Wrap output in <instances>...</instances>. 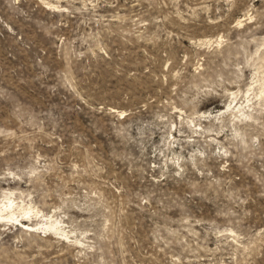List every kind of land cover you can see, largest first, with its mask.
<instances>
[{
  "label": "rangeland",
  "instance_id": "rangeland-1",
  "mask_svg": "<svg viewBox=\"0 0 264 264\" xmlns=\"http://www.w3.org/2000/svg\"><path fill=\"white\" fill-rule=\"evenodd\" d=\"M0 209V264H264V0H0Z\"/></svg>",
  "mask_w": 264,
  "mask_h": 264
},
{
  "label": "bare ground",
  "instance_id": "bare-ground-1",
  "mask_svg": "<svg viewBox=\"0 0 264 264\" xmlns=\"http://www.w3.org/2000/svg\"><path fill=\"white\" fill-rule=\"evenodd\" d=\"M240 22V21H239ZM257 62V61H256ZM261 66V65H260ZM260 92V91H259ZM261 93V92H260ZM262 94H263V92H262ZM259 96V95H258ZM242 110V109H241ZM8 206H11V203H8L7 205H3V207H5V208H7ZM14 215V212L13 211H10V213H9V215H6V216H4L3 214H2V209H0V219H3V218H12V216ZM24 222V223H23ZM25 222L26 221H24V219L22 218V219H20L19 220V224L21 225V227H26L25 229H28V225L26 226V224H25ZM49 228H54V223L52 224V223H50L49 224V226H48ZM56 230H59V227H56Z\"/></svg>",
  "mask_w": 264,
  "mask_h": 264
}]
</instances>
